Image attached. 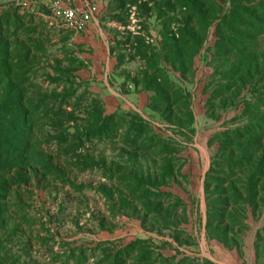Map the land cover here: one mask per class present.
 <instances>
[{"label":"rangeland","instance_id":"374dc122","mask_svg":"<svg viewBox=\"0 0 264 264\" xmlns=\"http://www.w3.org/2000/svg\"><path fill=\"white\" fill-rule=\"evenodd\" d=\"M55 1L0 0L23 91L70 113L37 125L51 167L2 204L0 264H264V0H88L82 32Z\"/></svg>","mask_w":264,"mask_h":264},{"label":"trees","instance_id":"16d2710c","mask_svg":"<svg viewBox=\"0 0 264 264\" xmlns=\"http://www.w3.org/2000/svg\"><path fill=\"white\" fill-rule=\"evenodd\" d=\"M186 6H188L186 4ZM14 25V32L19 28ZM189 32V31H188ZM2 31L0 32V50L4 55L0 58V208L7 201L9 196L21 184L28 183L29 174H36L39 171L50 169L51 157L43 150L42 143L46 137H43L36 128L37 125L44 121H48L50 128L61 127L67 121L66 112L62 109H53L45 104L46 96H40L34 91L33 84L29 83L32 92L25 93L23 87L22 69L27 65L28 55H21L22 45L16 47L15 53L19 56H11L12 51L8 49V45L2 43ZM187 32L180 34L184 39L173 40L175 54L179 55L177 47L184 48L186 52L191 46L192 41L187 37ZM191 35V34H190ZM180 45V46H179ZM28 53V51L26 52ZM192 56H194L192 54ZM183 71V67L181 68ZM179 69V70H180ZM182 89L174 84L169 83L164 86L163 105L164 112L167 113L170 106L176 103L181 97L177 95ZM45 104V105H44ZM167 108V109H166ZM167 110V111H166ZM59 119V121L57 120ZM142 122V121H141ZM143 130L136 134L137 138L142 136ZM144 144L148 149L157 148L162 140H154L149 138ZM46 142V141H45ZM164 142V141H163ZM142 144V147H144ZM24 171V172H23Z\"/></svg>","mask_w":264,"mask_h":264},{"label":"built area","instance_id":"2783aa9c","mask_svg":"<svg viewBox=\"0 0 264 264\" xmlns=\"http://www.w3.org/2000/svg\"><path fill=\"white\" fill-rule=\"evenodd\" d=\"M52 9L62 19L64 26L74 32L84 31L95 20L96 7L88 0H80L78 5L62 6L56 0Z\"/></svg>","mask_w":264,"mask_h":264},{"label":"crops","instance_id":"0c3cea01","mask_svg":"<svg viewBox=\"0 0 264 264\" xmlns=\"http://www.w3.org/2000/svg\"><path fill=\"white\" fill-rule=\"evenodd\" d=\"M79 3H80V0H75V2H74L75 5H78Z\"/></svg>","mask_w":264,"mask_h":264}]
</instances>
